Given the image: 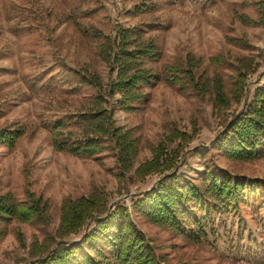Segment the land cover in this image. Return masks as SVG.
I'll list each match as a JSON object with an SVG mask.
<instances>
[{"label":"rangeland","instance_id":"obj_1","mask_svg":"<svg viewBox=\"0 0 264 264\" xmlns=\"http://www.w3.org/2000/svg\"><path fill=\"white\" fill-rule=\"evenodd\" d=\"M259 3L264 8V0H0V128L25 129L13 148L0 144V193L10 191L24 199L26 189L34 191L48 201L50 215L48 223L0 224L6 230L0 237V264H20L34 239L54 232L65 197L86 195L96 187L106 193L109 204L129 206L133 196L148 191L160 177L153 173L140 180L130 171L118 183L110 147L99 160L52 149L49 124L73 116L96 91L82 85L79 74L97 72L103 84L109 79L107 66L97 56L100 39L93 30L112 35L118 25L135 26L160 51L159 58L145 66L161 73L165 63L185 66L187 54H192L199 60L197 72L219 73L226 88L237 72V59L252 56L257 67L248 75L249 95L255 84L264 82V12ZM243 16L257 23H245ZM227 37L240 38L241 43H229ZM217 55L222 58L219 65L210 62ZM143 90L147 102L138 103L137 111L113 109L116 125L138 126L135 166L151 156L145 143L164 140L168 128L176 125L196 133L177 157L176 167L166 173L177 171L197 181L204 168H223L264 180V159L235 161L213 145L241 103L217 114L209 96L192 90L190 83L185 92L161 81ZM256 189L232 210L200 211L205 235L198 242L133 211L131 218L151 241L160 264H264V189ZM84 231L67 240H78Z\"/></svg>","mask_w":264,"mask_h":264},{"label":"trees","instance_id":"obj_2","mask_svg":"<svg viewBox=\"0 0 264 264\" xmlns=\"http://www.w3.org/2000/svg\"><path fill=\"white\" fill-rule=\"evenodd\" d=\"M262 6L259 3L263 13ZM242 19L257 23L244 16ZM93 35L100 39L97 56L107 66L109 79L103 84L97 72L79 74V82L96 91L73 116L49 124L52 149L99 160V154L110 147L118 183L130 171L140 180L153 173L160 177L148 191L133 196L129 206L109 204L106 193L96 187L86 195L65 197L54 232L34 239L20 264H160L151 241L132 221L131 211L151 224L198 242L205 235L204 215L200 211L232 210L237 202L246 201L257 192L256 188L264 189V180L231 174L223 168H204L197 181L177 171L166 173L176 167L177 157L196 133L194 129L181 131L176 125L168 128L164 140L146 142L151 156L135 166L140 147L138 126L116 125L113 119L114 108L129 113L139 109L138 103L147 102L144 86L161 81L185 92L190 83L192 90L209 96L217 114L241 103L238 112L214 138L218 153L235 161L264 159V82L255 84L249 95L246 93L248 75L257 67L254 57L237 59V72L226 88L219 73L208 76L197 72L199 60L192 54H187L185 66L165 63L161 73L145 66L146 62L157 60L160 51L151 39L142 38L135 26L118 25L112 35L93 30ZM227 41L241 43L235 37H227ZM210 62L219 65L222 58L212 56ZM24 132L22 125L1 127L0 144L11 149ZM24 193V199L10 191L0 193V224L49 222L48 201L29 189ZM83 228L78 240H67ZM5 232V228H0V237ZM16 237L22 245L20 230Z\"/></svg>","mask_w":264,"mask_h":264}]
</instances>
